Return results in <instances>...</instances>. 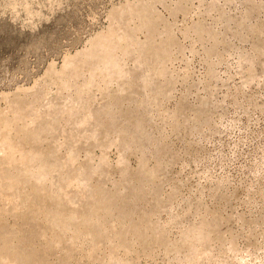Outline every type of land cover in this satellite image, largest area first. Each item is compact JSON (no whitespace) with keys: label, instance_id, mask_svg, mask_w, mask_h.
I'll return each instance as SVG.
<instances>
[{"label":"rangeland","instance_id":"rangeland-1","mask_svg":"<svg viewBox=\"0 0 264 264\" xmlns=\"http://www.w3.org/2000/svg\"><path fill=\"white\" fill-rule=\"evenodd\" d=\"M0 264H264V0H0Z\"/></svg>","mask_w":264,"mask_h":264}]
</instances>
